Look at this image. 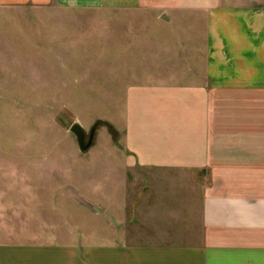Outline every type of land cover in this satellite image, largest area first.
I'll return each mask as SVG.
<instances>
[{
	"label": "crops",
	"instance_id": "crops-1",
	"mask_svg": "<svg viewBox=\"0 0 264 264\" xmlns=\"http://www.w3.org/2000/svg\"><path fill=\"white\" fill-rule=\"evenodd\" d=\"M56 2L154 12L201 61L184 83L127 90V162L145 173L129 210L119 197L95 225L35 216L0 231V264H264V0Z\"/></svg>",
	"mask_w": 264,
	"mask_h": 264
},
{
	"label": "rangeland",
	"instance_id": "rangeland-1",
	"mask_svg": "<svg viewBox=\"0 0 264 264\" xmlns=\"http://www.w3.org/2000/svg\"><path fill=\"white\" fill-rule=\"evenodd\" d=\"M156 16L56 0L0 5V231L18 232L38 215L95 225V208L124 197L129 210L143 192L136 176L145 173L128 166L123 141L127 90L184 83L201 61L187 33L162 39L165 23ZM76 123L88 136L98 125L88 152L71 132ZM103 185L110 194L102 195ZM111 213L101 217L111 223Z\"/></svg>",
	"mask_w": 264,
	"mask_h": 264
},
{
	"label": "water",
	"instance_id": "water-1",
	"mask_svg": "<svg viewBox=\"0 0 264 264\" xmlns=\"http://www.w3.org/2000/svg\"><path fill=\"white\" fill-rule=\"evenodd\" d=\"M97 129L98 125L93 128L91 134L88 136L81 124L76 123L72 126L71 132L77 137L83 152H88L94 146Z\"/></svg>",
	"mask_w": 264,
	"mask_h": 264
}]
</instances>
